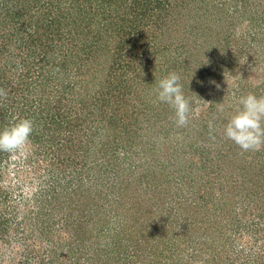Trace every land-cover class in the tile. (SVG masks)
I'll use <instances>...</instances> for the list:
<instances>
[{
  "label": "rangeland",
  "instance_id": "obj_1",
  "mask_svg": "<svg viewBox=\"0 0 264 264\" xmlns=\"http://www.w3.org/2000/svg\"><path fill=\"white\" fill-rule=\"evenodd\" d=\"M138 1L134 7L129 0L119 16L105 19L113 6L94 26L100 28L97 42L114 49L132 42L141 56L120 58L129 52L123 47L94 61L75 47L80 35L70 27L54 32L59 38L52 42L43 31L35 42L31 38L33 16L49 19L57 4L48 10L39 0H0V88L8 93L0 106L9 120L0 130L29 118L25 99L35 92L44 103L64 96L62 104L71 111L70 126L65 124L55 147L64 146L70 129L73 134L72 166L45 155L42 133L33 132L22 151L4 155L0 264H141L135 243L163 262L205 264L186 256L192 237L203 231L194 234L186 219L206 200L216 215L207 225L217 231L209 238L217 246L210 264H252L243 249L264 248L256 231L259 221L264 228V148L243 152L224 135L242 97L264 96V0ZM130 14L143 18L141 27ZM47 43L55 47L51 52L67 54L68 67L83 70L79 84L58 75L37 82L40 66L34 64L27 74L25 62H39ZM171 72L181 76L189 101L185 127L176 125L174 109L154 94ZM205 188L212 193L207 199L199 197Z\"/></svg>",
  "mask_w": 264,
  "mask_h": 264
},
{
  "label": "trees",
  "instance_id": "obj_2",
  "mask_svg": "<svg viewBox=\"0 0 264 264\" xmlns=\"http://www.w3.org/2000/svg\"><path fill=\"white\" fill-rule=\"evenodd\" d=\"M50 1L53 4L51 3L49 4V2L46 3L43 0L42 1L39 0V3L42 2L44 4H49L48 10H52V7L55 10V6H54L55 4H57V7H56L54 14L50 15L51 17H49V19L43 16L42 17L33 16V24L35 21L34 19H36V22L34 24V31L33 33H31V38H33L34 35L36 34L38 36L37 38L41 37L40 34L43 31V34L51 35L48 40L52 42L54 40L53 38H59V36H57L54 32L61 31L63 27H65V29H67V27H70L71 29L76 31L77 33V34L75 33L76 37L80 35L78 42L76 41L75 47L79 45V47L83 48V50H85L87 54L89 53V56L93 55V57H89V58L92 60L94 59V61H97V58H102L101 54L104 51L120 53L119 51L122 50L123 47H125V49L128 48L129 52L127 54L124 53L125 55L122 54L124 56H121L120 58L123 57L124 59H127L128 57L127 55H131V56L138 55L139 49L135 48L134 43L132 42H130L129 44H127L126 42H122L119 45L118 49H114L109 44L97 42L99 40L98 35L100 32V28L94 26L96 23L95 21L97 19L103 20V18L101 19L99 18L100 15L106 14L110 10V8H112L113 6H114V11L111 12L109 16H104L105 19H108V17L110 18L113 15L119 16L120 14L118 12H122V10H125V8L129 7L128 5L129 0H50ZM134 2H136L134 4L135 5L134 7H136V4H138L139 1L134 0ZM117 5L119 7L115 8V6ZM31 7L32 5L30 6V8ZM30 8H25V9L28 11L30 10ZM131 9H132L131 11H133V8ZM50 12L52 13L53 11H50ZM131 15L133 14H130L129 16L131 17ZM139 15H140V12H139ZM131 20L134 23L139 22V24L137 23V26L141 27L139 25H140V22L143 20V18H139V16L137 15L135 18L131 17ZM56 23L60 24L61 27L58 26ZM65 24L67 25L65 26ZM107 28L110 29V27H107ZM83 36L86 39L85 41L81 40ZM33 39L35 42V38ZM54 48L55 47L53 46V43H49V44L47 43V45L44 46V50H43L44 52L42 54L39 53V56H40L39 62L38 61L35 62V60H32L31 61L32 63L28 62L26 64L25 62L24 68L25 69L28 68L27 74H31L30 66L34 64V66H40L39 68L40 72H38L37 74L38 76H36L37 82H40L38 81L40 79H41V82L45 80L48 81V79L50 80L52 79L53 75H58V77L66 76L68 79V82H76L79 84L78 77H80V75L82 74L84 75L83 70L81 68H77V70H74L72 65L71 66L69 65L68 67L69 61L64 59V57H66L67 54L64 52L63 54L62 52L61 53L51 52L52 50H54ZM12 55L11 56L9 55V56L11 58L15 56V55L14 56ZM140 56H141V53H139L138 57ZM120 58L116 59V61H112L113 65L112 66L110 65L112 69L115 68L116 64L119 63ZM138 59L139 58H136V60ZM91 69L92 68H90V70ZM99 69L100 67L96 68V70L94 71H91L92 74L99 71ZM23 72L21 74L22 76L25 75L23 74ZM73 75L74 77L71 78V76ZM20 82H27V80L26 78H24ZM40 85H42V83ZM62 91L65 92V89H63ZM27 92L28 93L31 92L30 87H28ZM30 95H31L30 99L28 98L25 99L24 105H25V109H28L29 114H31L29 116V119L33 120V122L38 125V127L36 126L33 132L36 134L42 133V136H39L38 138L42 139L40 142H45L44 147L47 148L45 155L48 158L51 157V159H53L54 161L57 160V163L59 166H63L62 164L63 161L68 159L71 162V166H72V160H71L72 155H71V152L69 151V147L71 146L70 142H72V139H73V134L71 132L72 131L71 129H70L69 134H65L66 139L64 140V143L62 144L64 146L55 147V143H57L58 138H60V136L63 135V131L65 130L66 132V130H68L65 124H67L66 122L68 120V117L71 116V111H69V109L64 104H62V102L64 101L63 100L64 96L59 97V98H54V99L46 98V102L44 103L43 98H41L40 96L36 97L35 92H31ZM0 105H6V104L5 102L2 101ZM53 108L57 109L56 111L57 113L53 111ZM54 115H56L57 117L58 116L61 117V119L60 118L58 119ZM7 121H9L7 112H5L4 108L2 110V107L0 106V125L5 126L4 123H6ZM72 122L73 120H71V124H72V127L74 128L75 125ZM67 125L70 126L69 124ZM38 129H39V132H37ZM63 148L67 150L62 151ZM5 154L6 152H0V163L3 160ZM205 189H207V192L205 193L206 195L204 194L201 196H199L198 194L197 195L199 197H205V199H207V196L210 195L209 194L210 188H205ZM5 192L6 190H4L2 188V185L0 184V197L1 196L3 198L7 197V192L6 194ZM208 204H209V201L207 200L203 202L202 204H197V207L194 209L193 216H190L189 219L188 218L186 219L187 227L190 230H192L194 234H198L197 232H201L203 230L200 236L194 237L196 238V240L193 239V237L190 240L193 243L189 244L190 245L189 247L193 249H192V252L190 253L189 251L186 256H188V258H201L203 262H205V264H210L207 258H209L208 256H213V251L216 252L217 250V246L209 242V238L217 231L216 230L210 231L209 230L210 228H207L208 224L212 225L211 223H213V219L216 216L215 212L211 213L208 210V206H207ZM191 207L193 208L192 205L189 208ZM201 213H204V218L203 217L199 218L198 215ZM259 223H260L259 230L256 229V231H259V236L261 235L259 237V240H262L264 239V235L261 233V231L264 232V228H260V225L262 224V222L259 221ZM152 240H155V239L152 238ZM132 246L137 250L136 256L138 257V260L141 262V264H147L149 260L154 261V263H155V260L156 262L159 260L161 264L174 263V259H172L171 262H163L161 260V257L158 255L152 258L150 254L146 256L147 254L146 250L144 251V247H139L138 243L132 244ZM246 250L247 248L246 249L244 248L243 252H246L245 254H247L246 257L249 258V261L251 259L254 260V263L252 264H264V248L262 249L260 248L258 252H255V250L253 251V249L250 251L249 250L246 251ZM152 252H156V250L153 248L151 253ZM246 260L248 262V259Z\"/></svg>",
  "mask_w": 264,
  "mask_h": 264
},
{
  "label": "clouds",
  "instance_id": "obj_3",
  "mask_svg": "<svg viewBox=\"0 0 264 264\" xmlns=\"http://www.w3.org/2000/svg\"><path fill=\"white\" fill-rule=\"evenodd\" d=\"M181 76L169 73L159 80L154 94L156 100L168 104L175 111V123L185 127L189 122L190 105L183 94ZM8 93L0 88V101L7 99ZM155 102V101H154ZM242 109L231 117L224 129L227 139L234 142L243 152L260 151L264 148V96L248 94L239 101ZM218 111H224L223 103H218ZM209 130H214L209 121ZM34 122L29 118H16L15 122L0 130V152L15 154L30 142ZM213 139L215 137H212Z\"/></svg>",
  "mask_w": 264,
  "mask_h": 264
}]
</instances>
